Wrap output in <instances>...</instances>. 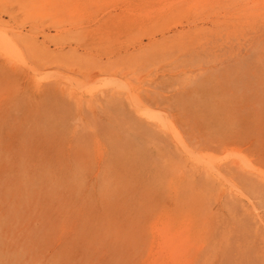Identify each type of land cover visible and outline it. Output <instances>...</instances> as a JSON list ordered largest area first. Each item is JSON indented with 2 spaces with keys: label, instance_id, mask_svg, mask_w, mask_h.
Segmentation results:
<instances>
[{
  "label": "rangeland",
  "instance_id": "obj_1",
  "mask_svg": "<svg viewBox=\"0 0 264 264\" xmlns=\"http://www.w3.org/2000/svg\"><path fill=\"white\" fill-rule=\"evenodd\" d=\"M145 2L0 0V264H264V0Z\"/></svg>",
  "mask_w": 264,
  "mask_h": 264
},
{
  "label": "bare ground",
  "instance_id": "obj_2",
  "mask_svg": "<svg viewBox=\"0 0 264 264\" xmlns=\"http://www.w3.org/2000/svg\"><path fill=\"white\" fill-rule=\"evenodd\" d=\"M141 2V1H140ZM144 2H145V0H144ZM147 2H149V1H147ZM143 3V2H142ZM159 3V2H158ZM164 3H166V2H164ZM180 3V2H179ZM210 3V2H209ZM84 4H86V3H84ZM151 4V3H150ZM210 4H212V3H210ZM214 4V3H213ZM145 5H146V2H145ZM176 5H178V4H176ZM202 5V4H201ZM138 6V5H137ZM144 6V5H143ZM152 6V5H151ZM168 6V5H167ZM211 6V5H210ZM80 8V7H79ZM145 8V7H144ZM143 8V9H144ZM85 9V8H84ZM131 9V8H130ZM142 9V8H141ZM174 9V8H173ZM86 10V9H85ZM135 10V9H134ZM136 10H137V7H136ZM138 10H140L139 8H138ZM137 10V11H138ZM170 10H172V9H170ZM145 11H146V9H145ZM82 12V11H81ZM144 12V11H143ZM149 12V11H148ZM136 14H137V12H136ZM135 14V15H136ZM139 14H141V13H139ZM149 14V13H148ZM147 14V15H148ZM133 15V14H132ZM137 16H135L134 17V19L136 18ZM139 18V17H138ZM137 18V19H138ZM133 20V19H132ZM140 20V19H139ZM136 22V21H135ZM141 23V22H140ZM139 23V24H140ZM143 23V22H142ZM14 40H15V38H14ZM0 45L2 46L1 48H3L5 51H7L8 53H11L13 56H15L18 60H21V62H23V63H26V59H25V55H24V53H23V51H22V49L17 45V43H15L14 41H13V39L11 38V35H10V32H7V31H5V30H1V28H0ZM4 50H3V52H4ZM2 54V53H1ZM6 55H8L7 53H6ZM5 56V55H4ZM11 56V55H10ZM12 56V57H13ZM14 58V57H13ZM15 58V59H16ZM15 59H13V60H15ZM17 60V61H18ZM18 62H20V61H18ZM18 64V63H17ZM34 68V67H33ZM219 76V75H218ZM48 77V76H47ZM60 77V76H59ZM56 78H57V76H56ZM61 78V77H60ZM59 80V79H58ZM226 81V80H225ZM73 90V89H72ZM76 91V90H75ZM166 97V96H165ZM184 98V97H183ZM192 101V100H191ZM79 106V105H78ZM182 108V107H181ZM155 119V118H154ZM153 119V120H154ZM151 120V119H150ZM156 120V119H155ZM157 121V120H156ZM159 127V126H158ZM162 127L163 128H165L163 125H162ZM160 128V127H159ZM141 139V138H140ZM136 151V150H135ZM190 154V153H189ZM191 156H192V154H190ZM193 157H195L194 156V154H193ZM196 158H197V155H196ZM201 156H200V158L198 159V160H201ZM203 160V161H202ZM201 161H199V162H202V163H204V159H202ZM207 163V162H206ZM241 164V163H240ZM243 164V163H242ZM243 166V165H242ZM201 168V167H200ZM207 169V168H206ZM255 170H257V169H255ZM254 171V170H253ZM209 172V171H208ZM257 172H258V170H257ZM209 174V173H208ZM211 177V176H210ZM223 177V176H222ZM212 178V177H211ZM217 178V177H216ZM224 178V177H223ZM226 178V177H225ZM225 178H224V181H225ZM227 183H228V181H226ZM237 189V188H236ZM206 192V191H205ZM255 192V191H254Z\"/></svg>",
  "mask_w": 264,
  "mask_h": 264
}]
</instances>
